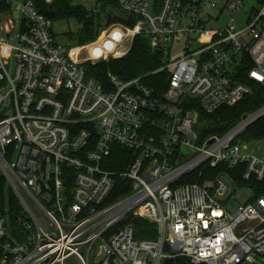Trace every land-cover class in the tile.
I'll use <instances>...</instances> for the list:
<instances>
[{"label": "built area", "instance_id": "1", "mask_svg": "<svg viewBox=\"0 0 264 264\" xmlns=\"http://www.w3.org/2000/svg\"><path fill=\"white\" fill-rule=\"evenodd\" d=\"M117 2L123 22L101 33L111 39L66 50L34 0H0V173L18 205L12 218L0 201V264H264V160L240 143L264 130V106L222 134L195 129L199 112L253 94L243 72L264 86V2L242 29L216 14L241 12V0ZM138 36L159 69L107 83L87 74ZM162 72L158 94L145 80ZM241 189L253 197L229 209ZM139 220L155 239L135 237Z\"/></svg>", "mask_w": 264, "mask_h": 264}, {"label": "trees", "instance_id": "2", "mask_svg": "<svg viewBox=\"0 0 264 264\" xmlns=\"http://www.w3.org/2000/svg\"><path fill=\"white\" fill-rule=\"evenodd\" d=\"M40 11L53 23L57 21H76L80 25L79 31L72 37L76 39V46H85L96 41L102 31L101 16L103 13L118 10L117 0H96L97 7L94 11H88L81 6L79 0H53L52 4H46L44 0H34ZM264 0H258L259 5H262ZM108 25L122 23V18L112 17L110 15L106 19ZM75 46V47H76ZM162 66L161 55L154 54L151 50L149 38L146 36H138L133 42L131 51L127 56L120 59H111L109 62H102L97 65L88 64L87 74L101 83H107L109 75H114L121 80H131L134 78H144L153 71H156ZM252 68L249 64L244 71ZM145 79V78H144ZM240 80L248 83L253 87V94L240 101L232 108L223 107L217 110L212 115H207L199 112L200 118L208 124L207 132L222 134L236 125L241 118L246 114L253 112L264 106V86L250 83L243 72V77ZM150 84V87L156 89L158 94H161L164 88L168 85L167 73L162 72L150 76L145 80ZM255 129L250 130L251 137H260L259 135H251L255 130H262V123H259ZM258 128V129H256ZM212 177H215L213 175ZM0 201L10 207L12 218L15 217L13 212L18 210L16 199L9 192L7 182L4 176L0 173ZM137 239L152 240L156 238V226L149 224L146 221H137L136 225ZM173 264H188L184 259H178Z\"/></svg>", "mask_w": 264, "mask_h": 264}, {"label": "rangeland", "instance_id": "3", "mask_svg": "<svg viewBox=\"0 0 264 264\" xmlns=\"http://www.w3.org/2000/svg\"><path fill=\"white\" fill-rule=\"evenodd\" d=\"M235 1L236 0H217L220 8L221 7L223 8L225 7L226 4L228 3L230 4ZM241 1L243 2L244 6L241 12L239 13H233L231 10L228 11L227 9L224 11L216 12V14H219L220 12H222V14L220 15L219 21L217 22L219 26H222V27L228 26V24L231 23V19H233L239 29H242L245 27L248 16L252 13L253 10L259 9L260 5L258 3V0H241ZM78 3L84 8H86L88 11H94L96 10V7H97L96 0H79ZM110 15H112V17L114 16L118 17V16H122L123 12L120 9H118L112 12L103 13L101 16L102 29H106L110 26H113V25H108V22L106 23V19ZM52 27H53L54 34L56 36V41L59 45L64 47L66 50H69L76 46L77 44L76 39L72 38L74 34H76L80 29V25L76 21H73V20L57 21L52 24ZM87 55L88 53L87 51H85L82 54L81 59H83L84 57H87ZM195 129L201 135H206L207 130H208V124L205 121H203V119L200 118ZM246 136L248 137V139L246 140L242 139L240 140V143L242 145H247L248 147L247 153L264 160V139L251 141L249 134H246ZM251 197H253V192L251 190L249 189L238 190L237 192L233 194L232 199L230 200L229 209L235 210L239 205H243L249 202ZM71 264H76V263L72 261Z\"/></svg>", "mask_w": 264, "mask_h": 264}, {"label": "bare ground", "instance_id": "4", "mask_svg": "<svg viewBox=\"0 0 264 264\" xmlns=\"http://www.w3.org/2000/svg\"><path fill=\"white\" fill-rule=\"evenodd\" d=\"M118 30V29H117ZM101 37V38H100ZM112 37V29L109 32H104L103 34H100L99 41L96 45H99V43H102L104 39ZM130 37L127 35V38H123L122 43L120 45H114V48L112 49L111 53L119 55V53L125 49L129 44ZM85 52V48H75L72 51V57L77 60L78 62H85L87 57H84L81 59L82 54Z\"/></svg>", "mask_w": 264, "mask_h": 264}, {"label": "water", "instance_id": "5", "mask_svg": "<svg viewBox=\"0 0 264 264\" xmlns=\"http://www.w3.org/2000/svg\"><path fill=\"white\" fill-rule=\"evenodd\" d=\"M121 57L120 56H116L115 59H120Z\"/></svg>", "mask_w": 264, "mask_h": 264}]
</instances>
